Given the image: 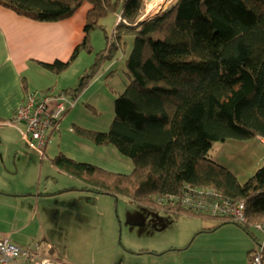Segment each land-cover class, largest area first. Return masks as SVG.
Listing matches in <instances>:
<instances>
[{
	"label": "trees",
	"instance_id": "16d2710c",
	"mask_svg": "<svg viewBox=\"0 0 264 264\" xmlns=\"http://www.w3.org/2000/svg\"><path fill=\"white\" fill-rule=\"evenodd\" d=\"M83 2L92 8L82 43L70 61L42 66L62 74L81 51L91 52L89 34L101 18L119 15L109 47L72 100L125 45L124 36L133 35L125 60L129 84L114 101L106 132L71 131L97 146H112L133 171L112 173L62 155L52 165L78 180L83 191L175 216L210 217L183 209L170 196L180 197L186 187L211 189L245 206V224L210 217L219 226L234 223L248 232L264 223V165L240 184L208 156L214 142L228 138L264 141V0H172L143 20L145 0H0V6L34 21L58 22Z\"/></svg>",
	"mask_w": 264,
	"mask_h": 264
},
{
	"label": "rangeland",
	"instance_id": "374dc122",
	"mask_svg": "<svg viewBox=\"0 0 264 264\" xmlns=\"http://www.w3.org/2000/svg\"><path fill=\"white\" fill-rule=\"evenodd\" d=\"M115 20L113 15L101 18L100 27L89 34L91 52L81 51L71 73L65 74L73 79L64 93L73 94L69 91L72 86L80 88L97 57L109 47ZM133 40V35L124 36L125 45L113 51L88 84L75 93L79 96L102 75L90 98L73 100L75 107L65 117L69 127L108 130L114 117V101L129 84L125 60ZM6 154L2 146L0 184L7 185L8 191L0 197V229L17 246L34 251L40 245L55 264H252L251 256L259 245L264 246V226L258 229L251 225L246 232L234 223L219 226L217 220L206 216L142 211L121 197L116 209L108 210L92 198L71 193L56 195L54 190L81 183L51 168L48 160L43 167L33 157L17 168L4 165ZM208 156L244 184L264 165V145L257 138H228L214 142ZM51 170L53 175L47 176ZM31 239L33 242L27 246ZM48 246L52 251L46 249ZM261 262L264 264V253Z\"/></svg>",
	"mask_w": 264,
	"mask_h": 264
},
{
	"label": "crops",
	"instance_id": "0c3cea01",
	"mask_svg": "<svg viewBox=\"0 0 264 264\" xmlns=\"http://www.w3.org/2000/svg\"><path fill=\"white\" fill-rule=\"evenodd\" d=\"M171 1L169 0L160 11H163ZM91 8L89 3L83 2L66 19L58 22H40L17 15L0 6V148L4 146L7 151L4 165L9 163L17 168L33 157L42 167L48 160L49 166L58 170L52 165L51 160L62 155L74 162L95 166L108 172L124 175L132 173L133 167L130 162L121 159V155L112 146H97L71 131L72 128L66 124L65 117L75 104L72 95L65 94L70 106L67 107L56 127L47 131L48 142L42 157L27 144L23 135L25 125L9 123L26 92H43L55 98L64 93L65 87H68L70 80L73 79H68L70 76L66 77L65 74L71 73L70 68L74 66L76 59L66 71L59 75L51 73L42 65H52L55 62L66 63L71 60L75 49L84 39L86 16ZM78 75L81 76L82 72ZM101 77L102 75L94 80V83H90V86L88 85L79 96H75L74 100L79 102V100L85 101L90 98L93 89L100 85ZM72 87L69 90L72 93L76 92L75 86ZM55 104V101L50 102L48 109L53 108ZM257 139L264 145L262 139ZM52 171L46 175L48 176ZM8 173L11 174V172ZM10 174L9 177H11ZM5 191H8L7 185L0 184V197L4 196ZM54 191V194L62 197L64 194L71 193L77 197L92 198L108 210H115L119 201L111 196L83 191L82 184ZM140 208L142 211H150L147 208ZM156 214L168 215L162 212ZM3 231L0 229V238L8 239ZM31 242H33L32 239L27 246H30ZM48 248L51 247L48 246L46 249Z\"/></svg>",
	"mask_w": 264,
	"mask_h": 264
},
{
	"label": "built area",
	"instance_id": "2783aa9c",
	"mask_svg": "<svg viewBox=\"0 0 264 264\" xmlns=\"http://www.w3.org/2000/svg\"><path fill=\"white\" fill-rule=\"evenodd\" d=\"M147 1L145 0V9ZM147 18L148 15L144 10L140 19ZM120 21L118 15L116 23ZM52 101H55L56 104L49 110L48 105ZM68 106H70V102L63 94L55 98L43 92H28L24 94L22 103L16 108L9 123L25 125L23 135L27 144L42 157L48 142L47 131L56 127ZM170 200L178 202L183 209L193 213H202L241 224L246 223L244 202L229 200L211 189L186 187L180 197L170 196ZM263 226L255 224L258 229H262ZM40 249V245H36L33 251L17 246L6 238H0V264H55V261L51 257L45 256L43 250ZM263 253L264 246L262 244L251 256L252 264H262Z\"/></svg>",
	"mask_w": 264,
	"mask_h": 264
},
{
	"label": "bare ground",
	"instance_id": "6f19581e",
	"mask_svg": "<svg viewBox=\"0 0 264 264\" xmlns=\"http://www.w3.org/2000/svg\"><path fill=\"white\" fill-rule=\"evenodd\" d=\"M168 1L169 0H148L145 9L146 15L150 16L159 12Z\"/></svg>",
	"mask_w": 264,
	"mask_h": 264
},
{
	"label": "water",
	"instance_id": "95a60500",
	"mask_svg": "<svg viewBox=\"0 0 264 264\" xmlns=\"http://www.w3.org/2000/svg\"><path fill=\"white\" fill-rule=\"evenodd\" d=\"M81 82H82V79H81V81L79 82L78 87L81 85Z\"/></svg>",
	"mask_w": 264,
	"mask_h": 264
}]
</instances>
